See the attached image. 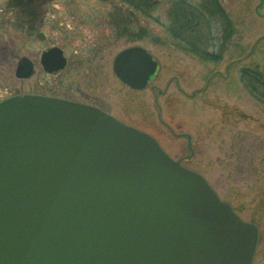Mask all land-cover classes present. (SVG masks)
I'll use <instances>...</instances> for the list:
<instances>
[{
  "label": "water",
  "instance_id": "obj_1",
  "mask_svg": "<svg viewBox=\"0 0 264 264\" xmlns=\"http://www.w3.org/2000/svg\"><path fill=\"white\" fill-rule=\"evenodd\" d=\"M40 63L52 73L67 59L51 46ZM157 65L140 45L112 60L136 90ZM33 68L21 56L15 75ZM257 235L150 134L79 101L0 100V264H251Z\"/></svg>",
  "mask_w": 264,
  "mask_h": 264
},
{
  "label": "rangeland",
  "instance_id": "obj_2",
  "mask_svg": "<svg viewBox=\"0 0 264 264\" xmlns=\"http://www.w3.org/2000/svg\"><path fill=\"white\" fill-rule=\"evenodd\" d=\"M114 1L0 0V100L24 93L66 98L150 134L257 226L251 264H264V104L241 77L250 65L264 74V0H218L236 31L216 60L172 44L164 28L166 0L151 16L128 14L131 29L117 34ZM129 45L146 48L158 64L140 90L112 70L114 55ZM51 46L63 50L67 65L48 73L40 55ZM21 56L34 64L26 78L15 75Z\"/></svg>",
  "mask_w": 264,
  "mask_h": 264
},
{
  "label": "trees",
  "instance_id": "obj_3",
  "mask_svg": "<svg viewBox=\"0 0 264 264\" xmlns=\"http://www.w3.org/2000/svg\"><path fill=\"white\" fill-rule=\"evenodd\" d=\"M160 0H116L110 14L117 34L128 32V14L137 11L151 16ZM165 32L175 46L209 60L221 57L235 27L218 0H166ZM124 5V6H122ZM125 10L127 12H125ZM244 86L264 104V74L258 66H245L241 71Z\"/></svg>",
  "mask_w": 264,
  "mask_h": 264
},
{
  "label": "flooded vegetation",
  "instance_id": "obj_4",
  "mask_svg": "<svg viewBox=\"0 0 264 264\" xmlns=\"http://www.w3.org/2000/svg\"><path fill=\"white\" fill-rule=\"evenodd\" d=\"M66 65H67V63H66ZM65 67H66V66H65ZM65 67H64V68H65ZM97 107H99V106H97ZM99 108H100V107H99ZM100 109L104 110L103 108H100ZM104 111L107 112L106 110H104ZM107 113H109V112H107ZM110 114H111V113H110Z\"/></svg>",
  "mask_w": 264,
  "mask_h": 264
}]
</instances>
